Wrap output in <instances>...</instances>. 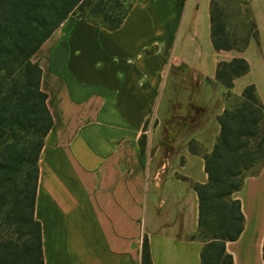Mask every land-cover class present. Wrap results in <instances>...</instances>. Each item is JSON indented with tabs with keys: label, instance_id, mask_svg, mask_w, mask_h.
I'll list each match as a JSON object with an SVG mask.
<instances>
[{
	"label": "crops",
	"instance_id": "crops-1",
	"mask_svg": "<svg viewBox=\"0 0 264 264\" xmlns=\"http://www.w3.org/2000/svg\"><path fill=\"white\" fill-rule=\"evenodd\" d=\"M245 1L258 35L241 51L214 47L211 0H135L116 29L70 15L37 51L53 117L34 207L45 264H142L145 239L152 264H202L194 183L227 108L207 80L244 57L232 92L254 85L264 104V0ZM232 197L245 221L227 251L264 264V162Z\"/></svg>",
	"mask_w": 264,
	"mask_h": 264
},
{
	"label": "trees",
	"instance_id": "trees-1",
	"mask_svg": "<svg viewBox=\"0 0 264 264\" xmlns=\"http://www.w3.org/2000/svg\"><path fill=\"white\" fill-rule=\"evenodd\" d=\"M185 1L178 0L181 4ZM241 2L247 5L250 14L249 3ZM218 3V0H211L214 47L217 50L245 49L251 38L258 35L256 24L249 18L253 31L242 45L236 44L227 37L222 22L223 11L217 9ZM86 5H90L87 0H0V151L5 145L10 146L2 141L9 129L15 133L18 128L25 127L32 135L40 134L38 150L33 155L36 168L32 182L19 189V195L24 198L19 204L21 213L28 200L32 216H35L39 159L44 139L53 126V117L46 103L47 93L41 87L43 70L32 58L75 11H80L79 16L83 19L116 29L130 10L121 18L105 15L102 21H98L92 18L97 10L91 9L89 16L86 15ZM249 68L244 57L221 61L215 79L207 81L219 82L224 87L223 98L228 100L234 96V80L246 74ZM14 72L17 77L10 78ZM218 120L220 135L213 151L204 156L209 180L194 184L199 196V225L195 237L204 241L202 264H235L233 255L227 251V242L239 238L245 217L241 201L232 196L241 189L245 177L257 173L264 162V126L260 127L264 122V104L256 87L247 86L240 96V104L234 110L226 108ZM1 156L0 182L5 180L4 167L8 165L6 155ZM35 224L39 227L38 236L29 237L27 243L8 247V240L0 242V264H45L41 224ZM142 264H152L146 239Z\"/></svg>",
	"mask_w": 264,
	"mask_h": 264
},
{
	"label": "rangeland",
	"instance_id": "rangeland-1",
	"mask_svg": "<svg viewBox=\"0 0 264 264\" xmlns=\"http://www.w3.org/2000/svg\"><path fill=\"white\" fill-rule=\"evenodd\" d=\"M87 1H89L90 5L85 6L84 11L86 15L89 16V11L95 9L97 12L94 13V17L92 15L90 17L92 16L95 20L102 21L105 15H111L115 18L123 17L135 0ZM218 2L217 9L223 11L222 22L228 33L227 37L234 40L236 44L242 45L253 31L247 5L241 2V0H218ZM72 15L80 17V11H75ZM32 60L33 62H37L35 57ZM16 77L17 72H14L10 78ZM208 84L212 86L216 85L222 90L224 88L219 82ZM225 102L227 103V108L234 110L240 104V97L234 95L225 100ZM263 126L264 122L260 127ZM152 127L153 124L150 129ZM26 130L27 128L25 127L18 128L13 133L9 129L8 134L2 141L4 144L10 143V146L7 147L5 145L0 151V158L2 154H5L6 159H8V165L4 167L5 180L0 182V242L8 240V247H13L17 243H27L29 237H37L39 232V227L35 226V223L40 221L35 216H32L29 201L27 200L22 213L19 209L20 200L24 199L23 195H19V189L32 182L30 180H32L36 168L33 155L38 150L40 138V134L32 135L29 131L26 132ZM27 148L28 152H26ZM256 202L255 205L257 206L262 203L260 200Z\"/></svg>",
	"mask_w": 264,
	"mask_h": 264
}]
</instances>
